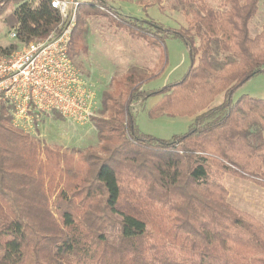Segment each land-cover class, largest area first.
I'll return each instance as SVG.
<instances>
[{"label": "trees", "instance_id": "16d2710c", "mask_svg": "<svg viewBox=\"0 0 264 264\" xmlns=\"http://www.w3.org/2000/svg\"><path fill=\"white\" fill-rule=\"evenodd\" d=\"M13 2L17 7L4 23L18 43L43 39L57 28L59 14L46 0L34 7L27 0H0V14ZM258 2L222 0L219 10L168 0L185 17L187 27L178 29L122 17L101 0L81 6L71 59L80 47V16L99 15L155 42L160 70L137 83L127 75L112 80L114 90L101 93L106 116L89 119L98 151L57 155L63 182L54 195L55 213L53 185L44 183L35 145L6 126L10 117L0 109V264H264L263 224L231 206L223 185L228 174L264 188V100H233L239 88L264 74V47L253 48L264 29L256 38L248 29ZM166 39L185 46L189 69L177 83L141 90L166 66ZM220 94L221 104L206 109ZM158 96L150 116L166 100L175 114H185L177 110L189 104L194 107L187 114L201 113L170 140L142 134L135 106Z\"/></svg>", "mask_w": 264, "mask_h": 264}, {"label": "rangeland", "instance_id": "374dc122", "mask_svg": "<svg viewBox=\"0 0 264 264\" xmlns=\"http://www.w3.org/2000/svg\"><path fill=\"white\" fill-rule=\"evenodd\" d=\"M107 11L118 13L122 17L151 21L164 29H178L187 27L185 17L181 12L171 10L168 0H161L156 4L154 0H101ZM194 3H204L213 8L223 10L222 0H193ZM34 7L38 0H27ZM17 7L13 2L0 14V48L9 54L21 47V44L10 37L9 29L4 20ZM81 11V9H80ZM248 29L251 38H256L264 29V0H259L257 12L249 21ZM77 31H80V47L77 55L73 56V63L80 75L89 84L95 96L93 117L106 116L101 111L99 99L102 92L114 90L112 80H119L129 76L136 83L155 75L160 70V50L157 44L150 40L137 38L128 31L119 28L108 19L99 16H80ZM14 46V50H9ZM264 47V38L257 40L253 48ZM165 48L167 62L158 76L142 85L141 90H158L179 82L190 66L189 54L185 46L178 40L166 39ZM257 75L239 88L233 95V100L242 96L264 100V74ZM208 83L212 82L209 78ZM113 85V86H112ZM169 93L167 94V96ZM193 97V96H192ZM161 96L147 99L143 105L137 104L136 126L140 133L154 138L170 140L175 135H182L187 130L194 117L189 113L194 104L184 105L177 111L185 114H175L176 109L166 100L161 109L156 110L157 116H150L149 111L161 100ZM206 96L195 104L200 107ZM195 99V97H194ZM223 100V94L216 96L206 109L218 106ZM199 105V106H198ZM171 107V108H170ZM195 109V108H194ZM205 111V110H204ZM202 111V112H204ZM9 129L18 131L12 126ZM21 135L28 137L33 143L36 157L43 170L44 183L52 184L53 197L50 198V208L55 210V197L62 188L63 179L60 176L61 163L57 162V155L79 154L89 149L98 151V141L95 130L90 121L84 123H67L55 117H46L36 130L25 128ZM46 149L50 152L47 153ZM51 175L54 177L51 182ZM223 185L227 192V202L235 209L245 212L257 219L264 226V188L249 180L236 178L226 174ZM46 187V186H45ZM48 187V186H47ZM50 195V194H49ZM58 218V217H57Z\"/></svg>", "mask_w": 264, "mask_h": 264}, {"label": "built area", "instance_id": "2783aa9c", "mask_svg": "<svg viewBox=\"0 0 264 264\" xmlns=\"http://www.w3.org/2000/svg\"><path fill=\"white\" fill-rule=\"evenodd\" d=\"M46 1L59 14L57 28L12 53H0V109H6L11 126L21 131H35L54 114L67 123L88 122L96 105L69 56L80 8L92 0ZM9 35L16 38L14 30Z\"/></svg>", "mask_w": 264, "mask_h": 264}, {"label": "crops", "instance_id": "0c3cea01", "mask_svg": "<svg viewBox=\"0 0 264 264\" xmlns=\"http://www.w3.org/2000/svg\"><path fill=\"white\" fill-rule=\"evenodd\" d=\"M259 76H261V75H259ZM263 76H264V75H263ZM254 78H256V77H254ZM254 78H253V79H254ZM251 80H252V79H251ZM263 97H264V96H263ZM263 99H264V98H263Z\"/></svg>", "mask_w": 264, "mask_h": 264}]
</instances>
